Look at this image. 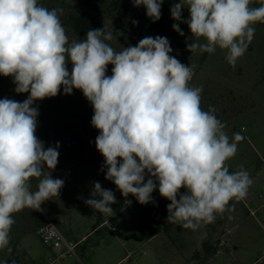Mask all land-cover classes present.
Segmentation results:
<instances>
[{"label": "clouds", "instance_id": "9594fccd", "mask_svg": "<svg viewBox=\"0 0 264 264\" xmlns=\"http://www.w3.org/2000/svg\"><path fill=\"white\" fill-rule=\"evenodd\" d=\"M163 2L132 0L153 22L161 18ZM251 3L179 0L170 12L175 21L187 23L195 38L186 42L191 53L220 48L235 67L254 38L253 25L264 23V0L255 8ZM184 8L187 20H182ZM62 12L38 0H0V75L13 78L17 94L30 93L23 102L0 99V249L10 242L15 213L40 210L64 186L51 175L60 144L45 149L36 135L39 112L33 106L57 96L61 88L65 95L80 90L93 107L91 125L99 131L95 146L104 157L101 171L106 168L105 179L124 197L131 194L145 205L158 188L170 201L167 222L193 230L214 223L217 214L230 210L231 201L243 200L253 180L243 165L230 172L226 163L243 137L234 133L230 140L216 109L201 108L203 88L190 86L194 66L170 55L169 40L148 36L117 51L107 43L113 34L102 28L70 42ZM172 28L184 35L179 23ZM108 65L113 66L111 75ZM32 178L39 181L36 191L31 190ZM181 188L186 192L181 194ZM90 195L86 205L114 214L112 190L95 182Z\"/></svg>", "mask_w": 264, "mask_h": 264}, {"label": "rangeland", "instance_id": "374dc122", "mask_svg": "<svg viewBox=\"0 0 264 264\" xmlns=\"http://www.w3.org/2000/svg\"><path fill=\"white\" fill-rule=\"evenodd\" d=\"M178 2L164 0L168 16L164 19L161 13V18L153 22L146 9L134 7L132 0H38L49 10L63 9L60 20L70 42L80 38L65 25V19L80 13L97 21L98 29L113 34L114 39L107 43L117 51L137 45L144 37H166L173 49L170 55L186 66H194L190 86L203 88L201 108L216 109L215 115L226 125L224 131L230 140L234 133L243 137L236 155L226 163L230 172L243 165L249 173L253 184L247 196L231 201L230 210L217 214L214 223L201 224L195 230L167 222L170 201L160 196L158 188L152 193V202L142 205L131 194L124 197L112 181L105 179L106 168L101 171L104 157L95 146L99 131L91 125L93 107L80 90L65 95L61 88L57 96L37 100L33 106L39 112L36 135L45 149L60 144L58 164L51 175L62 179L64 186L59 196L45 201L40 210L24 208L13 215L10 242L0 249V264H45L50 258L47 248L34 232L46 218L70 241L80 240L103 224L106 214L85 204L92 198L95 182L113 191L114 216L108 225L80 242L77 257H65L58 264H264V23L253 25L254 38L232 67L226 60V50L217 48L209 54L187 49L186 42L195 38L187 23L171 17L170 8ZM260 3L254 0L250 7H259ZM188 17L189 10L182 9V20ZM174 23H179L183 36L173 30ZM112 67L108 65L107 75H111ZM71 68L69 62V72ZM15 87L11 76L0 75V99H27L30 93L17 94ZM71 137L87 143L80 156L73 157L66 149ZM38 182L31 179L32 191L37 190ZM185 192L180 189L181 194ZM39 250L46 253V259L39 256ZM145 253H152L153 260Z\"/></svg>", "mask_w": 264, "mask_h": 264}, {"label": "built area", "instance_id": "2783aa9c", "mask_svg": "<svg viewBox=\"0 0 264 264\" xmlns=\"http://www.w3.org/2000/svg\"><path fill=\"white\" fill-rule=\"evenodd\" d=\"M118 212L120 213V211ZM106 216L107 219L104 225H108L109 220L114 215L109 216L106 214ZM37 236L41 243L51 252V256L45 264H58L65 257H77L76 250L80 242L68 240L52 221H47L39 227Z\"/></svg>", "mask_w": 264, "mask_h": 264}, {"label": "trees", "instance_id": "16d2710c", "mask_svg": "<svg viewBox=\"0 0 264 264\" xmlns=\"http://www.w3.org/2000/svg\"><path fill=\"white\" fill-rule=\"evenodd\" d=\"M254 0H252L253 2ZM161 13L163 18L166 19L168 16V8L163 2L161 6ZM65 25L80 39L86 38V33L90 29H98V22L95 21L91 16L80 13L70 14L65 19ZM86 141L80 137H71L66 142V149L71 156H80L86 149Z\"/></svg>", "mask_w": 264, "mask_h": 264}, {"label": "crops", "instance_id": "0c3cea01", "mask_svg": "<svg viewBox=\"0 0 264 264\" xmlns=\"http://www.w3.org/2000/svg\"><path fill=\"white\" fill-rule=\"evenodd\" d=\"M47 221H49V219L48 218H46L45 220H44V222L40 225V226H38V227H41L42 225H44ZM104 225V223L103 224H99L98 226H96L95 228H94V230H91L90 232H88V233H86V234H84V236L80 239V240H76L75 239V241H78V242H82V241H84L88 236H90L91 234H92V232H95V231H97L98 229H100L102 226ZM70 226V225H69ZM38 227L37 228H35V232L34 233H36L37 234V230H38ZM69 230L70 231H72V228H69ZM47 251H45L46 253H48V256L50 257L51 256V252L48 250V249H46ZM34 251H31V253H33ZM34 253H37L36 251L34 252ZM45 253V254H46ZM38 254H39V256L41 257V258H45L46 259V257L44 256L45 254H44V252H43V250H39L38 251ZM145 254H148L149 256L148 257H150L152 260H153V254L152 253H145ZM135 256H136V254H134ZM129 256V255H128Z\"/></svg>", "mask_w": 264, "mask_h": 264}]
</instances>
